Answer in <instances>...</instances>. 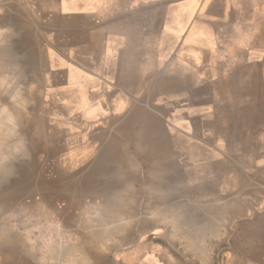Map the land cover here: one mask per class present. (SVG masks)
Listing matches in <instances>:
<instances>
[{
	"label": "crops",
	"instance_id": "1",
	"mask_svg": "<svg viewBox=\"0 0 264 264\" xmlns=\"http://www.w3.org/2000/svg\"><path fill=\"white\" fill-rule=\"evenodd\" d=\"M0 14L33 17L44 125L35 223L10 226L0 264L209 263L207 215L223 262L264 264V0H0Z\"/></svg>",
	"mask_w": 264,
	"mask_h": 264
},
{
	"label": "rangeland",
	"instance_id": "2",
	"mask_svg": "<svg viewBox=\"0 0 264 264\" xmlns=\"http://www.w3.org/2000/svg\"><path fill=\"white\" fill-rule=\"evenodd\" d=\"M34 27L33 17L30 14L17 21L9 14H0V72L5 78H3L4 81L7 82V84L5 83L6 86L3 85L5 87H1L3 80H0L1 93L7 90L3 93L4 98L0 94V101L2 99L9 115V120L5 121L4 128L0 130V138L2 137L0 149L2 148V141L10 143H7L9 146L11 145L10 148L7 145L6 150L8 151L5 152L7 156L5 162L9 164V167L0 175V182L2 181L0 183L1 228L6 223L9 228L18 223H35L34 216L24 210L29 201L27 197H30L35 189L39 163L38 153L41 151L40 140L42 137L39 132L44 126L41 117L43 104L40 102L39 93L41 91L43 60L40 54L39 40L35 38ZM1 65L5 67L2 68ZM5 128L9 131H7V135ZM2 135H5L4 138ZM3 164L4 161L0 163V169H2ZM5 202L9 203L6 209L2 207L6 204ZM213 219L214 215L205 216L204 229L201 233L206 245L205 251H210V260H213V262L204 264H229L221 260V255L228 249L230 240L226 232L224 233L225 236L216 237L218 233L215 231ZM220 233L223 232L220 231ZM213 243L214 247L212 248ZM173 249L178 250V248Z\"/></svg>",
	"mask_w": 264,
	"mask_h": 264
},
{
	"label": "bare ground",
	"instance_id": "3",
	"mask_svg": "<svg viewBox=\"0 0 264 264\" xmlns=\"http://www.w3.org/2000/svg\"><path fill=\"white\" fill-rule=\"evenodd\" d=\"M3 41H4V40H3ZM4 42H5V41H4ZM2 45H3V44H2ZM1 66H2V65H1ZM4 67H5V66H4ZM4 67L2 66V68H4ZM0 70H1V69H0ZM2 72H3V71H2ZM3 78H4V76H2V75H1V72H0V80H1V79L3 80V81H2L3 84H1V85H2L1 87H5V86H6L5 83L7 84V82L4 81L5 78H4V79H3ZM7 79H8V78H7ZM7 79H6V80H7ZM8 81H9V80H8ZM12 81H13V80H12ZM12 83H13V82H12ZM12 83H11V84H12ZM3 85H5V86H3ZM11 86H13V85H11ZM8 88H9V87H8ZM2 89L4 90L5 88H2ZM5 91H7V90H5ZM5 91H4L3 93H5ZM1 92H2V90H0V94H2L1 97H3L4 95H3V93H1ZM11 94H12V93H11ZM5 95H6V94H5ZM3 98H4V97H3ZM12 119H13V118H12ZM7 120H9V115L7 114V110L5 109V105H4V103H2V99H1V101H0V130H1V128H4V125H3V124H4L5 121H7ZM9 123H10V122H9ZM123 123H124V122H123ZM122 125H123V124H122ZM5 126H6V125H5ZM6 128H7V126H6ZM6 128H5V130H6V135H7V134H8V133H7V131H8L7 129H8V128H7V129H6ZM10 129H11V128H10ZM5 130H3V131H5ZM0 132H1V131H0ZM8 132H9V131H8ZM1 134H2V133H1ZM0 136H1V135H0ZM2 136H3V138H4L5 135H2ZM1 138H2V137H1ZM1 138H0V139H1ZM4 141H5V139H4ZM7 143H8V142H3V141H2V145H1L2 148L0 149V163H1V162L3 163V161H4V164H3V166H2V169H0V170H1V171H0V172H1L0 175H1L2 173L5 172V170L7 169V167H9V166H8L9 164H8L7 162H5V160H6L5 157H7V156L5 155V152L8 151V150H6V147H7L8 144H10V143H8V144H7ZM17 144H18V143H17ZM76 145H77V144H76ZM10 146H11V145H10ZM10 146L8 145V148H10ZM23 146H24V145H23ZM23 146H22V147H23ZM8 148H7V149H8ZM4 150H6V151H4ZM118 150H119V149H118ZM10 151H11V149H10ZM8 153H9V152H8ZM10 153H12V152H10ZM18 153H19V152H18ZM26 153H27V152H26ZM118 153H119V152H118ZM23 154H24V153H23ZM9 155H10V154H9ZM13 155H14V153H13ZM117 155H118V154H117ZM119 155H120V154H119ZM105 156H106V155H105ZM123 156H124V155H123ZM111 158H112V157H111ZM158 161H159V160H158ZM161 163H162V162H161ZM161 163H160V165H161ZM162 164H163V163H162ZM166 165H167V164H166ZM97 167H98V166H97ZM96 169H97V168H96ZM98 169H99V168H98ZM171 169H172V168H171ZM10 172H11V171H10ZM5 174H6V173H5ZM5 174H4V175H5ZM99 174H100V173H99ZM153 175H154V173H153ZM154 176H155V175H154ZM116 177H117V176H116ZM151 177H153V176H151ZM155 177H157V176H155ZM115 179H116V178H115ZM90 181H91V180H90ZM98 181H99V180H98ZM116 181H117V180H116ZM1 182H2V181H1ZM1 182H0V183H1ZM95 182H96V181H95ZM108 182H109V181H108ZM111 182H112V181H111ZM89 183H90V182H89ZM116 183H117V182H115V184H116ZM108 184H110V183H108ZM127 184H129V182H128ZM155 184H156V183H155ZM159 184H160V183H159ZM0 185H1V184H0ZM90 185H91V184H90ZM110 185H111V184H110ZM126 186H128V185H126ZM150 187H152V186H150ZM154 187H155V186H154ZM107 188H108V187H107ZM152 188H153V187H152ZM160 188H161V187H160ZM5 190H6V189H5ZM98 190H99V189H98ZM98 190H96V191H98ZM101 190H103L102 187H101ZM154 190H155V189H154ZM154 190H153V191H154ZM1 191H2V190H1ZM92 191H93V190H92ZM110 191H111V190H110ZM148 191H149V190H148ZM151 191H152V190H151ZM151 191H150V192H151ZM156 191H157V190H156ZM83 192L86 193V191H83ZM89 192H90V191H89ZM94 192H95V191H94ZM104 192H105V190H104ZM107 192H108V191H107ZM163 192H164V191H163ZM163 192H162V193H163ZM64 193H65V192H64ZM105 193H106V192H105ZM105 193H103V194H105ZM69 194H70V193H69ZM95 194H96V193H95ZM101 194H102V193H101ZM103 194H102V195H103ZM107 194H108V193H107ZM165 194H166V193H165ZM165 194H164V195H165ZM8 195H9V194H8ZM151 195H152V194H151ZM20 196H22V195H20ZM41 196H42V195H41ZM66 196H68V195H66ZM76 196H77V195H76ZM76 196H75V197H76ZM81 196H82V195H81ZM104 196H105V195H104ZM169 196H170V195H169ZM42 197H43V196H42ZM79 197H80V196H79ZM163 197H164V196H163ZM18 198H19V197H18ZM102 198H103V197H102ZM105 198H106V197H105ZM105 198H104V199H105ZM11 199H12V198H11ZM14 199H15V198H14ZM19 199H20V198H19ZM74 199H75V198H74ZM80 199H81V198H80ZM9 200H10V199H9ZM102 200H103V199H102ZM14 201H15V200H14ZM76 201H77V200H76ZM82 201H83V200H82ZM6 202H7V201H6ZM6 202H5V203H6ZM16 202H17V200H16ZM66 202H67V201H66ZM66 202H65V203H66ZM68 202H69V201H68ZM74 202H75V201H74ZM121 202H122V201H121ZM123 202H125V199H124ZM34 203H35V202H34ZM69 203H70V202H69ZM109 203H110V202H109ZM119 203H120V202H119ZM7 204H9V203L4 204V206H2V207H4V209H6V207H8ZM30 204H32V203H30ZM116 204H117V203H116ZM123 204H125V203H123ZM2 205H3V204H2ZM63 206H64V205H63ZM79 206H80V205H79ZM119 206H120V205H119ZM121 206H123V205H121ZM121 206H120V207H121ZM181 206H182V205H180V207H181ZM183 206H184V205H183ZM2 207H1V208H2ZM11 207H12V206H11ZM41 207H42V206H41ZM83 207H84V206H83ZM114 207H115V206H114ZM123 207H124V206H123ZM30 208H31V207H30ZM64 208H65V207H64ZM70 208H71V207H70ZM127 208H128V207H127ZM181 208H182V207H181ZM181 208H180V209H181ZM2 209H3V208H2ZM9 209H11V208H9ZM12 209H13V208H12ZM96 209H97V208H96ZM114 209H115V208H114ZM118 209H119V207H118ZM154 209H155V208H154ZM211 209H212V211H213V208H211ZM24 210H25V209H24ZM69 210H70V209H69ZM69 210H68V211H69ZM124 210H125V209H124ZM164 210H166V209H164ZM177 210H178V209H177ZM216 210H217V209H216ZM63 211H64V210H63ZM88 211H89V210H88ZM94 211H95V209H94ZM172 211H173V210H172ZM212 211H211V213H212ZM33 212H35L34 209H33ZM39 212H40V211H39ZM59 212H60V211H59ZM112 212H113V211H112ZM166 212H167V211H166ZM214 212H215V211H214ZM37 213H38V212H37ZM77 213H78V212H77ZM110 213H111V212H110ZM110 213H107V215L110 214ZM118 213H119V212H118ZM118 213H117V214H118ZM124 213H125V212H124ZM163 213H164V212H163ZM168 213H169V212H168ZM180 213H181V212H180ZM18 214H19V213H18ZM18 214H17V215H18ZM44 214H45V213H44ZM96 214H98V213H96ZM111 214H113V213H111ZM182 214H183V213H182ZM101 215H102V214H101ZM174 215H175V214H174ZM179 215H180V214H179ZM183 215H184V214H183ZM89 216H90V215H89ZM98 216H99V215H98ZM103 216H104V215H103ZM109 216H110V215H109ZM112 216H113V215H112ZM117 216H118V215H117ZM121 216H122V215H121ZM121 216H120V217H121ZM166 216H167V215H166ZM175 216H176V215H175ZM18 217H19V216H18ZM41 217H42V216H41ZM41 217H40V218H41ZM106 217H107V216H106ZM113 217H115V216H113ZM118 217H119V216H118ZM168 217H169V216H168ZM179 217H180V216H179ZM183 217H184V216H183ZM2 218H3V217H2ZM101 218L103 219V217H100V219H98V220H101ZM110 218H111V216H110ZM184 218H185V217H184ZM6 219H7V218H6ZM26 219H27V218H26ZM115 219H117V218H115ZM115 219H114V220H115ZM124 219H125V218H124ZM216 219H217V217H216ZM2 220L4 221L5 219H2ZM75 220H76V219H75ZM77 220H78V219H77ZM106 220H108V219H106ZM43 221H44V220H43ZM78 221H79V220H78ZM103 221H104V220H103ZM117 221H118V220H117ZM216 221H217V220H216ZM73 222H74V221H73ZM89 222H90V221H88V223H89ZM96 222H97V221H96ZM111 222H113V221H111ZM111 222H110V224L112 225ZM114 222H115V221H114ZM5 223H6V222H5ZM5 223H4V224H5ZM51 223H52V222H51ZM67 223H68V222H67ZM71 223H72V222H71ZM75 223H76V222H75ZM77 223H78V222H77ZM82 223H84V222H82ZM88 223H87V224H88ZM99 223H100V222H99ZM105 223H106V222H105ZM105 223H104V225H105ZM36 224H37V223H36ZM42 224H43V223H42ZM54 224H55V223H54ZM54 224H53L52 226H54ZM69 224H70V223H69ZM78 224H79V223H78ZM84 224H85V223H84ZM107 224H109V223H107ZM110 224H109V225H110ZM117 224H118V223H117ZM172 224H173V223H172ZM64 225H65V224H64ZM96 225H97V224H96ZM96 225H95V226H96ZM109 225H108V226H109ZM120 225H121V224H120ZM182 225H183V224H182ZM0 226H1V225H0ZM3 226H4V225H3ZM33 226H35V225H33ZM60 226H62V225H60ZM98 226H99V225H97V227H98ZM105 226H106V225H105ZM113 226H114V225H113ZM40 227H41V223H40ZM76 227H77V226H76ZM83 227H84V226H83ZM91 227H92V229H93V226H92V225H91ZM91 227H90V228H91ZM101 227H102V226H101ZM101 227H100V228H101ZM110 227H111V226H110ZM110 227H109V228H110ZM173 227H174V226H173ZM46 228H47V227H46ZM57 228H58V227H57ZM60 228H61V227H60ZM71 228H72V227H71ZM74 228H75V227H74ZM79 228H80V227H78V229H79ZM90 228H88L87 231H88ZM100 228H99V229H100ZM104 228H105V227H104ZM109 228H108V229H109ZM117 228H118V227H117ZM117 228L114 229V230H116V232H117ZM51 229H52V228H51ZM51 229H50V230H51ZM67 229H68V228H67ZM99 229H98V230H99ZM111 229H113V228H111ZM15 230H16V229H15ZM57 230H58V229H57ZM70 230H71V229H70ZM81 230H82V229H81ZM84 230H86V229L84 228ZM94 230H96V228H95ZM105 230H106V229H105ZM193 230H194V229H193ZM100 231H101V230H100ZM11 232L13 233V232H15V231H14L13 229L9 228V227L7 226V223L5 224L4 227H2V228L0 227V240L8 239V241L11 242V241H13V240L10 241L9 239H14V238H15V239H14L15 241H17V240L19 241V240H20V238H19V234L16 235L17 233H13V234L16 235V236L14 237V236L12 235ZM56 232H57V231H56ZM56 232H55V233H56ZM76 232H77V231H76ZM80 232H81V231H80ZM83 232H86V231H83ZM92 232H94V231H92ZM193 232H194V231H193ZM26 233H27V232H26ZM86 233H87V232H86ZM86 233H85V235H86ZM98 233H99V231H98ZM104 233H105V232H104ZM75 234H76V233H75ZM93 234H94V233H93ZM100 234H101V233H100ZM107 234H108V233H107ZM107 234H106V235H107ZM188 234H189V233H188ZM188 234H187L186 236H188ZM34 235H35V234H34ZM45 235H46V234H45ZM59 235H60V234H59ZM77 235H78V233H77ZM83 235H84V234H83ZM85 235H84V236H85ZM90 235H91V233H90ZM51 236H52V235H51ZM65 236H66V235H65ZM93 236H94V235H92V237H93ZM96 236H97V235H96ZM102 236H103V235H102ZM26 237H27V236H26ZM45 237H46V236H45ZM55 237H56V235H55ZM80 237H81V235H80ZM87 237H89V236L87 235ZM92 237H91V240L93 239ZM99 237H100V236H99ZM103 237H104V236H103ZM103 237H102V238H103ZM28 238H29V237H28ZM96 238H98V237H96ZM106 238H107V237H106ZM110 238H111V237H110ZM24 239H25V237H24ZM51 239H52V238H51ZM83 239H84V238H83ZM108 239H109V236H108ZM189 239H190V238H189ZM28 240H29V239H28ZM28 240H26V242H27ZM47 240H48V239H47ZM91 240H90V241H91ZM95 240H97V239H95ZM99 240H100V238H99ZM101 240H102V239H101ZM103 240H104V239H103ZM15 241H14V243H15ZM21 241H22V240H21ZM33 241H34V240H33ZM77 241H78V240H77ZM83 241H84V240H83ZM85 241H86V240H85ZM87 241H88V240H87ZM93 241H94V239H93ZM93 241H91V242H93ZM97 241H98V240H97ZM196 241H197V240H196ZM43 242H44V241H43ZM58 242H59V240H58ZM70 242H72V241L70 240ZM94 242H95V241H94ZM0 243H1V242H0ZM17 243H18V245H19V242H17ZM56 243H57V242H56ZM56 243H55V244H56ZM104 243H105V242H104ZM188 243H189V242H188ZM190 243H191V242H190ZM1 244H2V243H1ZM92 244H93V243H92ZM102 244H103V243H102ZM184 244H185V243H184ZM2 245H3V244H2ZM14 245H15V244H14ZM18 245H17L16 247H18ZM33 245H34V244H33ZM50 245H51V244H50ZM53 245H54V244H53ZM89 245H91V243H90ZM94 245H95V243H94ZM185 245H186V244H185ZM192 245H193V244H192ZM192 245H191V247H192ZM20 246H21V245H20ZM72 246H75V245L72 244ZM84 246H85V245H84ZM102 246H103V245H102ZM110 246H111V245H110ZM189 246H190V244H189ZM193 246H194V245H193ZM14 247H15V246H14ZM16 247H15V248H16ZM23 247H24V246H23ZM53 247H54V246H53ZM55 247H56V246H55ZM65 247H66V246H65ZM107 247H108V246H107ZM59 248H60V247H59ZM59 248H57V249H59ZM84 248H85V247H84ZM89 248H90V246H89ZM93 248H94V247H93ZM97 248H98V247H96V249H97ZM102 248H103V247H102ZM188 248H190V247H188ZM197 248H198V247H197ZM200 248H201V247H200ZM16 249H17V248H16ZM18 249H19V248H18ZM18 249H17V250H18ZM29 249H30V248H29ZM60 249H61V248H60ZM60 249H59V250H60ZM106 249H107V248H106ZM109 249H110V248H109ZM13 250H14V249H13ZM25 251H26V250H25ZM50 251H52V250H50ZM83 251H84V250H83ZM86 251H87V250H86ZM97 251H98V249H97ZM99 251H100V250H99ZM99 251H98V252H99ZM67 252H68V251H67ZM78 252H79V251H78ZM200 252H201V251H200ZM13 253H14V252H13ZM58 253H59V252H58ZM60 253H61V252H60ZM63 253H66V252H63ZM80 253H81V252H80ZM82 253H83V252H82ZM103 253H104V252H103ZM68 254H69V253H68ZM7 255H9V254H7ZM69 255H70V254H69ZM101 255H102V254H101ZM9 256H10V255H9ZM9 256H8V257H9ZM13 256H14V255H13ZM49 256H50V255H49ZM51 256H54V255L52 254ZM58 256H59V255H58ZM80 256H81V255H80ZM85 256H86V255H85ZM10 257H11V256H10ZM37 257H38V256H37ZM77 257H78V256H77ZM77 257H76V259H77ZM87 257H88V255H87ZM98 257H99V256H98ZM52 258H53V257H52ZM57 258H58V257H57ZM57 258H56V259H57ZM60 258H61V257H60ZM68 258H69V257H68ZM68 258H67V259H68ZM79 258H80L81 260L83 259V257H82V258L79 257ZM84 258H85V257H84ZM88 258H89V257H88ZM3 259H4V258H3ZM17 259H18V257H17ZM26 259H27V258H26ZM54 259H55V258H54ZM64 259H65V258H63V260H64ZM70 259H71V258H70ZM80 259H79V260H80ZM96 259H97V258H96ZM15 260H16V259H15ZM52 260H53V259H52ZM12 261H14V260H12ZM28 261H29V260H28ZM36 261H37V259H36ZM59 261H60V260H59ZM66 261H68V260H66ZM4 262H5V261H4ZM61 262H63V261H61ZM77 262H78V261H76V263H77ZM84 262L88 263L87 261H85V259H84ZM2 263H3V262H2ZM58 263H59V262H58ZM63 263L65 264V262H63ZM82 263H83V262H82ZM20 264H21V263H20ZM23 264H24V263H23ZM25 264H26V263H25ZM56 264H57V263H56ZM70 264H72V262H71ZM79 264H80V262H79ZM90 264H91V263H90Z\"/></svg>",
	"mask_w": 264,
	"mask_h": 264
},
{
	"label": "clouds",
	"instance_id": "4",
	"mask_svg": "<svg viewBox=\"0 0 264 264\" xmlns=\"http://www.w3.org/2000/svg\"><path fill=\"white\" fill-rule=\"evenodd\" d=\"M17 151H19V149H16Z\"/></svg>",
	"mask_w": 264,
	"mask_h": 264
}]
</instances>
